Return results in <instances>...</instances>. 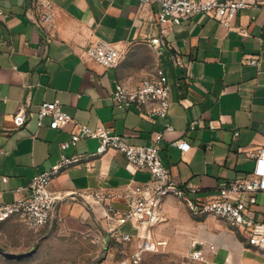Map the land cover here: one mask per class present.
<instances>
[{
  "label": "crops",
  "instance_id": "1",
  "mask_svg": "<svg viewBox=\"0 0 264 264\" xmlns=\"http://www.w3.org/2000/svg\"><path fill=\"white\" fill-rule=\"evenodd\" d=\"M48 1L52 18L44 21V9L35 0H0L5 12L0 14V203L14 201L18 189L64 153L81 155V164L62 170L51 184L53 192L66 195L59 225L75 231L87 224L106 225L108 214L117 231L137 236L135 224L118 225L110 208L126 210L124 194L144 183L149 173H132L124 155L115 150L93 156L97 139H82L62 150L74 124L39 128L37 112L43 101L59 100L79 123L91 128L103 124L130 144L153 145L162 133L160 155L174 180L197 187L189 193L193 200H211L223 183L253 172L255 160L249 153L264 145L263 9L239 11L230 26L203 14L178 25H161L156 0ZM240 27L249 34L243 36ZM97 37L124 50L118 67L105 68L84 56ZM171 55L179 56L184 67L176 66ZM252 58L256 64L248 62ZM158 67L171 84L166 118L144 117L112 99L118 83L136 86ZM21 102L28 103V119L16 127L13 117ZM210 121H217V127L211 129ZM167 122L173 131L165 129ZM177 140L188 142L190 149L183 152L172 145ZM97 191L104 193V201H95L92 193ZM89 200L96 204L90 207ZM173 202V196L166 197L165 210ZM259 203L257 208H263L264 194H259ZM249 215L257 217L255 212ZM17 222L13 218L0 223V230L12 229ZM197 222V240L214 246L207 253L213 264H264V249L251 244L243 230L215 216L198 217ZM47 227L33 233L45 236ZM103 251L98 250L90 264Z\"/></svg>",
  "mask_w": 264,
  "mask_h": 264
},
{
  "label": "built area",
  "instance_id": "2",
  "mask_svg": "<svg viewBox=\"0 0 264 264\" xmlns=\"http://www.w3.org/2000/svg\"><path fill=\"white\" fill-rule=\"evenodd\" d=\"M38 7L44 9L43 20L52 18V13L47 10L51 7L48 0H35ZM148 3L150 0H142ZM160 4L158 20L161 25L180 24L184 19L193 15L203 14L213 18L226 26H230L239 11L246 8H258L264 10V0H156ZM0 14L5 12L0 6ZM42 24V23H40ZM238 31L247 36L248 30L240 27ZM84 56L94 60L105 68L118 67L123 59L124 50L114 42L97 37L85 50ZM171 60L176 66L184 67L182 60L177 55H171ZM251 64L257 63V58L248 60ZM112 99L121 106L134 108L144 117H156L164 119L168 116L171 107V84L162 67H158L153 74L145 77L136 86L130 87L118 83L112 93ZM27 102H21L18 111L13 117L14 125L22 127L27 119ZM48 119V123H46ZM74 124L71 138L61 143V148L67 151L82 139L93 138L99 142L93 156L102 155L109 150H115L124 155L126 167L132 172H147L149 178L142 184L128 188L124 194L127 209L122 212H113L118 225L127 223L135 224L137 237L141 230L158 224L161 219L163 201L173 195L182 200L188 206L195 217L215 216L223 219L230 227L243 230L251 244L264 249V205L258 209L259 194H264V145L256 151L249 153L255 160V168L252 173L238 178L231 183H223L218 195L208 201L193 200L189 197L190 192L197 191L195 185L183 186L174 180L169 168L165 165L160 155L159 142L162 133H158L153 145H135L124 141L120 135L110 127L103 124L95 128L79 123L72 115L65 112L59 100L43 101L37 112V125H45L52 129H62ZM217 121H210L211 129L217 127ZM194 123L191 124L193 129ZM165 129L173 131L174 125L170 122L165 124ZM172 145L180 148L183 152L190 149L191 145L184 140H177ZM84 157L81 155L63 154L60 161L35 175L24 189H18V197L12 202L0 203V223L16 218L26 229L39 231L49 226L57 218L59 207L66 195L53 192L51 184L62 170L71 165L81 164ZM8 177H3L7 181ZM24 190V191H22ZM97 202H102L105 195L102 192L92 193ZM250 212L257 213V217H251ZM124 241L132 240L129 233L116 232ZM145 243V244H144ZM140 246V250L133 256L137 263L143 251H151L156 248V243L148 239ZM158 244H161L160 242ZM197 244V243H195ZM198 244L202 248L194 250L192 258L205 264H213L207 257L208 251L214 246L203 242Z\"/></svg>",
  "mask_w": 264,
  "mask_h": 264
},
{
  "label": "rangeland",
  "instance_id": "3",
  "mask_svg": "<svg viewBox=\"0 0 264 264\" xmlns=\"http://www.w3.org/2000/svg\"><path fill=\"white\" fill-rule=\"evenodd\" d=\"M173 197L170 210L162 206L158 224L146 228L142 238L136 236L130 241L118 237L108 214L105 217L108 225L87 224L77 231L68 224L59 225L63 222L57 216L47 227L45 236L17 222L12 229L0 230V264H90L100 249L104 250L103 254L95 258L93 264H205L192 258L200 241L196 237L198 217L185 202ZM88 203L90 207L96 204L90 200ZM148 239L156 243V248L143 251L135 263L133 256Z\"/></svg>",
  "mask_w": 264,
  "mask_h": 264
}]
</instances>
